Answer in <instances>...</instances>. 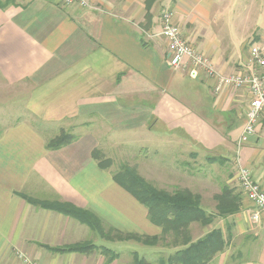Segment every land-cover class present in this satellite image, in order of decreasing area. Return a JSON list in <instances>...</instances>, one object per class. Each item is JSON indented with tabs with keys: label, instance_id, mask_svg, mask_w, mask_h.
I'll use <instances>...</instances> for the list:
<instances>
[{
	"label": "crops",
	"instance_id": "1",
	"mask_svg": "<svg viewBox=\"0 0 264 264\" xmlns=\"http://www.w3.org/2000/svg\"><path fill=\"white\" fill-rule=\"evenodd\" d=\"M164 13L223 74L248 72L249 48L264 49V0H89L88 8L62 0H0V83L7 89L0 94V264H26L23 258L33 264H129L109 246L139 244L105 241L22 196L72 204L105 230L159 236L146 208L92 158L99 146L95 123L115 135H149L153 146L160 129L229 160L237 155L249 89L216 93L204 77L173 70L159 37ZM66 121L82 123L76 140L48 150L49 134ZM238 153L264 190V110ZM234 191L238 211L211 225L226 241L230 226V239L208 264H264V212L240 188ZM83 242L117 258L108 261L99 250H48Z\"/></svg>",
	"mask_w": 264,
	"mask_h": 264
},
{
	"label": "trees",
	"instance_id": "2",
	"mask_svg": "<svg viewBox=\"0 0 264 264\" xmlns=\"http://www.w3.org/2000/svg\"><path fill=\"white\" fill-rule=\"evenodd\" d=\"M76 137L62 130L59 135L51 137L46 142L48 150H58ZM92 158L99 168L107 170L111 161L104 159L98 150L92 151ZM113 182L130 194L147 210L148 221L161 229L159 236H140L134 234H121L113 230H105L101 222L90 212L76 208L64 202L37 201L27 196L22 198L29 204L47 210L55 211L79 223L88 226L105 241H135L143 246L154 247L159 244L168 247H180L166 259L159 258L155 263L149 262L138 254L132 253V264H208L219 252H222L230 239V226H227V241L219 229H212L203 237L192 241L190 226L198 224L201 227L212 225L216 218H226L235 214L240 205L239 194L234 189L223 186L219 194L214 195L216 214L206 213L200 206V196L187 189L166 192L153 187L141 178L135 169L122 166L112 175ZM56 253L87 254L99 250L108 261L117 258V255L106 248H97L89 242L77 243L61 248H48Z\"/></svg>",
	"mask_w": 264,
	"mask_h": 264
},
{
	"label": "rangeland",
	"instance_id": "3",
	"mask_svg": "<svg viewBox=\"0 0 264 264\" xmlns=\"http://www.w3.org/2000/svg\"><path fill=\"white\" fill-rule=\"evenodd\" d=\"M0 94H7V89L1 83ZM95 126L99 133V146L96 149L103 154L105 160L111 161L109 169L113 173L125 166L135 169L141 178L156 189L169 193L187 189L199 195L201 208L213 215L216 214L213 197L220 193L223 186L239 190L236 156L229 160L217 153L200 150L184 137L160 129L157 132L160 134L157 136L159 141L154 142L153 146L149 135L120 136L105 130L98 123ZM79 127H82L80 121H66L50 133L49 137L58 136L60 130L76 137ZM215 227L192 224L191 240L196 241ZM109 247L120 253L129 264H132V253L155 263L159 258L166 259L180 248L161 244L147 247L134 242Z\"/></svg>",
	"mask_w": 264,
	"mask_h": 264
},
{
	"label": "built area",
	"instance_id": "4",
	"mask_svg": "<svg viewBox=\"0 0 264 264\" xmlns=\"http://www.w3.org/2000/svg\"><path fill=\"white\" fill-rule=\"evenodd\" d=\"M62 2L65 6L89 7V0H62ZM159 37L167 44L170 66L184 77L193 80L204 77L212 83L216 93H221L225 89L239 90L243 87L249 89L251 98L245 114L244 126L236 143V179L242 194L258 212H264V190L253 180L250 171L242 165L238 153L240 147L255 133V127L264 110V49L259 46L249 48L248 72L226 75L218 71L207 56L194 49L181 37L178 27L171 22L169 13L162 15ZM251 219L257 221L258 213H254ZM23 260L26 264H33L27 259L23 258Z\"/></svg>",
	"mask_w": 264,
	"mask_h": 264
}]
</instances>
